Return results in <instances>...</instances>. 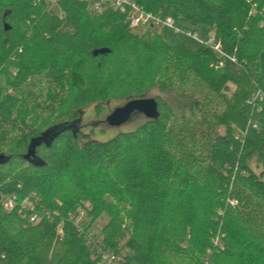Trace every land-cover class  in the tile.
I'll list each match as a JSON object with an SVG mask.
<instances>
[{
	"label": "trees",
	"instance_id": "1",
	"mask_svg": "<svg viewBox=\"0 0 264 264\" xmlns=\"http://www.w3.org/2000/svg\"><path fill=\"white\" fill-rule=\"evenodd\" d=\"M134 1L206 26L238 71L212 46L132 32L111 6L0 0L2 264H264V0ZM152 87L189 102L177 113L156 97L158 117L81 142L82 108ZM7 195L38 196L50 216L31 223L30 207L4 208ZM80 212L90 225L109 215L101 242L79 229Z\"/></svg>",
	"mask_w": 264,
	"mask_h": 264
},
{
	"label": "rangeland",
	"instance_id": "2",
	"mask_svg": "<svg viewBox=\"0 0 264 264\" xmlns=\"http://www.w3.org/2000/svg\"><path fill=\"white\" fill-rule=\"evenodd\" d=\"M102 0H89L88 5L89 8L93 12H100L103 10L101 9H95L94 4L101 2ZM51 10L54 11L55 13L59 14L61 18H64V24H63V29H69L70 21L67 16V14L56 4L53 3L51 6ZM159 14H163L164 17H170L173 19L174 23L172 27L168 26H163V25H155V24H147V25H140L137 27H130V30L134 33L141 34L148 30L149 28H153L155 32L157 33H162L164 39L166 41H173L175 39H179L180 41H183L184 43L192 46V47H199L201 45V42L196 40L195 38L191 37L188 35L184 30H191V31H199L201 32H207L208 28L204 25H200L198 27H192L188 25L186 22H184L178 13L170 10V9H165L164 11L160 12ZM153 26V27H149ZM187 27V28H184ZM176 29H180L179 32H176ZM202 38H205L206 36L218 40L217 36L215 35L214 32H210L208 34H200ZM207 37V38H208ZM210 39V40H212ZM216 46V44H215ZM220 55H222L220 52L216 51ZM171 53V52H169ZM174 58L176 57L175 53H172ZM169 57V55H167ZM224 57V55H222ZM171 58V57H169ZM235 57L234 56H229L225 59V63L230 64L233 69L238 71V65L234 61ZM172 61H175V59H172ZM176 62V61H175ZM182 62H186V60L183 58ZM260 69L261 73L263 75L264 79V53L260 55ZM85 72V71H84ZM147 97H161L162 100L166 102L167 105H169L175 112L177 113H182L184 105L187 104L189 101L187 98H182L178 96L173 90L167 89L165 91H162L159 87H152L146 92ZM127 102L126 99L122 98H114L110 99L106 103L102 104L103 109L102 111H97L95 106L89 105L87 107H84L81 109L80 112V117L75 121L73 126L77 128L80 131V140L82 143L89 141V140H94V141H105L108 140L112 137H114L116 134L122 132V131H128L136 128L145 118V116L140 113H135L132 115L130 120L126 121L125 123L119 125V126H114L111 125L108 122V115L116 108L119 106H123ZM55 120H57L54 116L49 118L48 124L54 123ZM250 164L252 167L259 172V164H258V158L257 156H253L250 159ZM65 187V186H64ZM35 197V196H34ZM40 199L38 196L35 198H29L26 197L22 199L20 202L25 204L27 207L33 208L34 210H37V206L40 205L39 203ZM39 203V204H38ZM41 209V208H40ZM44 209V208H42ZM109 220V215L107 213H102L101 216L96 219L91 225L89 224V219L87 218L86 214H83L80 212L78 216L75 218V223L77 225L84 224L87 228L86 232L92 237L93 243L96 242H101L102 240V229L105 226V224ZM83 228V227H82ZM83 228V230H85ZM61 225H58L57 228V233L59 236L62 234L61 233ZM96 250L97 247L96 245L93 246V250ZM96 255V254H95ZM101 263V262H100Z\"/></svg>",
	"mask_w": 264,
	"mask_h": 264
},
{
	"label": "built area",
	"instance_id": "3",
	"mask_svg": "<svg viewBox=\"0 0 264 264\" xmlns=\"http://www.w3.org/2000/svg\"><path fill=\"white\" fill-rule=\"evenodd\" d=\"M49 1L55 2L56 0H49ZM84 1H89V0H84ZM105 6H111L119 10L121 13H123L126 16V20L130 27H137L143 24L144 25L155 24V25H163V26L172 27L174 23L173 19H171L168 16L164 17L163 14H159V13L154 14L152 12L144 10L134 0H102L101 2L94 4L95 9H101ZM179 31L180 29H176V32H179ZM184 31L191 37L200 41L201 44L212 46V48L215 51L220 52L222 55H224V57H229V56H226L224 52L221 50V45L218 40L212 39L208 36H206L205 38H202L200 36L201 33L199 31L197 32L191 31V30H184ZM234 61H236V59ZM223 64H224V61L221 62V65ZM2 203L6 210H13L16 206L20 204L21 208L19 210V213H21L22 209L26 208V205L19 201L17 195H7L3 197ZM30 210L32 211V213L29 216V221L31 223H35L39 221L41 218H43L42 215H46L48 217L50 216L49 213H46V212L40 214L38 213V211H35L33 208H30ZM79 229L84 231L81 226H79ZM87 238L91 239V236L87 234ZM3 259H5V255L0 254V264H2ZM103 263L104 264H118L116 256L111 255V254H105L103 256Z\"/></svg>",
	"mask_w": 264,
	"mask_h": 264
},
{
	"label": "water",
	"instance_id": "4",
	"mask_svg": "<svg viewBox=\"0 0 264 264\" xmlns=\"http://www.w3.org/2000/svg\"><path fill=\"white\" fill-rule=\"evenodd\" d=\"M135 113L143 114L149 119L158 117L159 104L157 99L155 97H147L129 100L123 106L116 107L108 115L107 119L111 125L119 126L130 120Z\"/></svg>",
	"mask_w": 264,
	"mask_h": 264
}]
</instances>
